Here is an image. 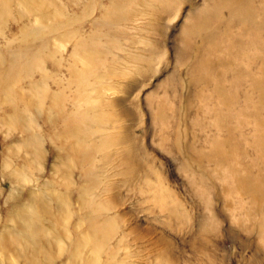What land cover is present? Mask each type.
I'll return each instance as SVG.
<instances>
[{"label": "rangeland", "instance_id": "1", "mask_svg": "<svg viewBox=\"0 0 264 264\" xmlns=\"http://www.w3.org/2000/svg\"><path fill=\"white\" fill-rule=\"evenodd\" d=\"M16 1L33 125L0 122V264H264V0Z\"/></svg>", "mask_w": 264, "mask_h": 264}, {"label": "bare ground", "instance_id": "2", "mask_svg": "<svg viewBox=\"0 0 264 264\" xmlns=\"http://www.w3.org/2000/svg\"><path fill=\"white\" fill-rule=\"evenodd\" d=\"M13 1L14 0H0V22L4 19L5 16L10 15V12H12L11 9H12ZM53 2L55 1H52V0H17L15 3V6H18V9L20 7H25L27 10L31 12L32 15L31 14L30 15L33 16L35 20H42L43 18V22H45L44 21V19H46L45 17L47 16V14L50 13L48 10L49 6L52 5ZM18 13H20L19 10H18ZM30 15L26 17L29 20L31 18ZM48 28L49 26L45 24L36 26L32 24L31 22V23L24 25L23 27L19 29L21 31V34H23L24 36L32 37L38 34V32H40L41 29L47 30ZM29 48H30V45H27V47L25 48L26 55L29 54ZM17 55H18V51L16 47H12V46H7L5 50L0 52V109L4 107L5 110L7 111L6 115L4 114L3 116H0V122H3L4 124L7 123L9 124L10 127L13 126L16 129H19V127H21V129L23 128L24 130L30 131L33 125V115H32L31 108L34 104V93L32 90L34 83L31 80V68H30L32 61L29 58L21 61L20 57ZM25 77L28 79L27 87H25L24 85L20 83V80ZM63 90H65V88H63ZM40 96L41 95L39 94L38 97ZM4 103H7L9 105L4 106L3 105ZM77 136L80 137L79 133ZM66 174L68 173L66 172ZM30 206L32 207V204ZM32 215L35 216L37 215V213L33 212L32 214H28L24 212L21 214V217L23 218L24 222L27 224L28 227H32L33 229H35L34 223L36 221V216L34 217ZM97 238L98 236L95 237L93 235H91L90 237V239L93 241H96V240L100 241Z\"/></svg>", "mask_w": 264, "mask_h": 264}]
</instances>
